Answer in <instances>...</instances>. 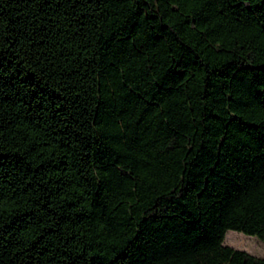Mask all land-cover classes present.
<instances>
[{
  "label": "trees",
  "instance_id": "obj_1",
  "mask_svg": "<svg viewBox=\"0 0 264 264\" xmlns=\"http://www.w3.org/2000/svg\"><path fill=\"white\" fill-rule=\"evenodd\" d=\"M264 0H0V264H264Z\"/></svg>",
  "mask_w": 264,
  "mask_h": 264
},
{
  "label": "rangeland",
  "instance_id": "obj_2",
  "mask_svg": "<svg viewBox=\"0 0 264 264\" xmlns=\"http://www.w3.org/2000/svg\"><path fill=\"white\" fill-rule=\"evenodd\" d=\"M223 244L234 249L244 250L256 257L264 258V243L254 236L228 230L225 232Z\"/></svg>",
  "mask_w": 264,
  "mask_h": 264
}]
</instances>
